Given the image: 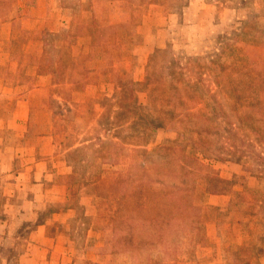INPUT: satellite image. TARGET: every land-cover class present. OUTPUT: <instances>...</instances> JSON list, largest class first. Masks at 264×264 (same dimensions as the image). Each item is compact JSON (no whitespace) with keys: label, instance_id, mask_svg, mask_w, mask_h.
Returning <instances> with one entry per match:
<instances>
[{"label":"rangeland","instance_id":"1","mask_svg":"<svg viewBox=\"0 0 264 264\" xmlns=\"http://www.w3.org/2000/svg\"><path fill=\"white\" fill-rule=\"evenodd\" d=\"M0 140L31 264H264V0H0Z\"/></svg>","mask_w":264,"mask_h":264},{"label":"crops","instance_id":"2","mask_svg":"<svg viewBox=\"0 0 264 264\" xmlns=\"http://www.w3.org/2000/svg\"><path fill=\"white\" fill-rule=\"evenodd\" d=\"M44 128L48 130L49 123H45ZM1 147L0 140V149ZM34 147L36 148L35 144L33 150ZM19 151L18 148L8 151V156L5 157L0 153V264H5L6 258L14 257L18 258L17 264H31V259L36 257L37 247L41 246L38 241L43 243L48 237L56 236L50 224L53 215L49 214L41 220L44 221L43 229L35 231L36 235L34 233L28 235L27 240H24L27 247L23 252L21 250L22 239L17 228L30 221H37L38 207L43 204L47 206V200L51 201L50 195L55 190L49 181L52 180L54 169H51L47 162L38 161L40 158L37 157L35 150L27 156V159ZM65 191L61 190L62 199L65 198ZM42 193L43 198L39 196ZM46 227H49L48 230ZM42 232L44 237L40 235ZM49 252L47 249V255ZM61 254H58L55 264H63V261H59Z\"/></svg>","mask_w":264,"mask_h":264}]
</instances>
